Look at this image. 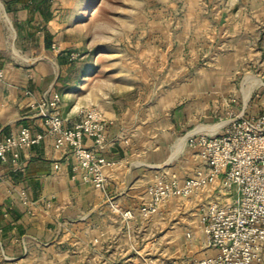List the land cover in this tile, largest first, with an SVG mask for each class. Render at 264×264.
Segmentation results:
<instances>
[{
	"label": "crops",
	"instance_id": "crops-1",
	"mask_svg": "<svg viewBox=\"0 0 264 264\" xmlns=\"http://www.w3.org/2000/svg\"><path fill=\"white\" fill-rule=\"evenodd\" d=\"M56 1L41 6V0H0V141L24 127L45 135L37 104L54 96L60 99L59 112L68 127L80 120L76 90L66 81L72 48L66 35L72 34L73 22L56 16ZM23 52L37 57L25 58ZM159 104V111L144 114L137 103L121 113L90 106L110 123L99 152L112 163L104 170L108 183L103 191L83 183L81 172L73 170L75 161L65 159L67 151L56 150L48 136L20 151L18 166L12 165L11 154L0 162V264L130 263L128 253L135 246L131 232L146 219L125 220L122 212L137 214L149 201L146 190L157 175L183 179L176 169L179 157L193 171L201 161L188 138L221 128L193 129L179 138L185 128L181 126L190 124L187 107L182 99H160ZM180 139L183 147L177 152ZM210 197L206 191L179 200ZM262 258L264 264L263 253Z\"/></svg>",
	"mask_w": 264,
	"mask_h": 264
},
{
	"label": "rangeland",
	"instance_id": "rangeland-1",
	"mask_svg": "<svg viewBox=\"0 0 264 264\" xmlns=\"http://www.w3.org/2000/svg\"><path fill=\"white\" fill-rule=\"evenodd\" d=\"M55 11L73 22L66 81L81 110L121 113L137 103L143 114L155 113L160 99H182L190 124L179 138L214 132L241 111H264V0H57ZM178 162L183 178L191 174L185 159ZM206 191V200L168 201L135 226L130 263L208 255L199 208L216 190L198 193Z\"/></svg>",
	"mask_w": 264,
	"mask_h": 264
},
{
	"label": "built area",
	"instance_id": "built-area-1",
	"mask_svg": "<svg viewBox=\"0 0 264 264\" xmlns=\"http://www.w3.org/2000/svg\"><path fill=\"white\" fill-rule=\"evenodd\" d=\"M3 73L0 70V79ZM60 99L54 96L37 104L45 135L21 128L16 135L0 141V162L18 166L19 152L51 138L56 150L65 149V159L75 161L83 183L103 191L107 186L104 170L112 163L99 154L104 149L108 120L95 107L79 112L80 120L71 127L59 112ZM90 145L87 146L86 142ZM200 159L190 175L155 177L147 187L149 201L137 214L123 211L122 218L132 220L156 215L170 200H188L199 191L216 190L213 200L199 208L206 246L214 254L186 262L155 261L146 264H263L264 245V111L258 115L238 114L218 131L199 133L187 140ZM191 239V234H186Z\"/></svg>",
	"mask_w": 264,
	"mask_h": 264
},
{
	"label": "bare ground",
	"instance_id": "bare-ground-1",
	"mask_svg": "<svg viewBox=\"0 0 264 264\" xmlns=\"http://www.w3.org/2000/svg\"><path fill=\"white\" fill-rule=\"evenodd\" d=\"M223 124H218L217 126H216V128H215V130L214 131H216L218 128H220L221 126H222ZM182 147H183V141H181L180 142V146L178 147V152H180L181 151V149H182Z\"/></svg>",
	"mask_w": 264,
	"mask_h": 264
},
{
	"label": "trees",
	"instance_id": "trees-1",
	"mask_svg": "<svg viewBox=\"0 0 264 264\" xmlns=\"http://www.w3.org/2000/svg\"><path fill=\"white\" fill-rule=\"evenodd\" d=\"M51 0H41V6H46ZM41 14H42V9H41Z\"/></svg>",
	"mask_w": 264,
	"mask_h": 264
}]
</instances>
